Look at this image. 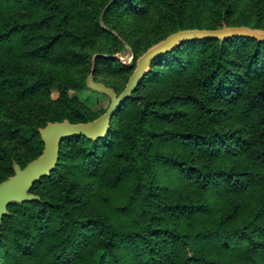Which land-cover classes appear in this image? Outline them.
<instances>
[{
    "label": "trees",
    "instance_id": "16d2710c",
    "mask_svg": "<svg viewBox=\"0 0 264 264\" xmlns=\"http://www.w3.org/2000/svg\"><path fill=\"white\" fill-rule=\"evenodd\" d=\"M164 2L0 0V52L70 67L98 54L95 79L106 67L108 72H120L125 83L141 46L147 49L178 29L214 28L197 20L187 22L191 0H179L173 30L165 32L157 23L153 30L158 36L147 43L141 23L154 14H167ZM237 3L221 0L217 10L223 15L217 26L234 24L231 14ZM76 8L90 23L72 21ZM17 10L31 18L17 17ZM111 16L127 21L129 32L112 24ZM240 24L260 27L254 22ZM129 47L132 63L109 56L128 53ZM86 78L82 75L76 86L101 93L89 88ZM103 82L119 93L117 83ZM167 82L173 85L170 91L153 93V85ZM52 88L60 91L59 99L47 96ZM34 96L54 104L49 121L86 122L97 117L53 74L0 56V102ZM41 125L10 130L19 140L39 145L38 154L25 163L3 143L5 133L0 131V157L11 170L0 174V181L14 173V160L25 166L40 155ZM115 139L119 147L110 157ZM64 167L75 176L115 188L126 186L118 210L129 215V221L120 223L106 212L79 211L76 202L81 199L71 186L57 199L37 192L40 185L63 177ZM161 174L178 177L196 193L222 197L220 210L199 196L165 200L161 192L169 187ZM31 192L40 199L8 204L1 225L0 264H264V40L242 35L194 38L157 55L114 112L107 134L98 139L63 138L56 167L36 181ZM251 192L256 206L242 216L241 202L231 195ZM21 257L27 262L10 261Z\"/></svg>",
    "mask_w": 264,
    "mask_h": 264
},
{
    "label": "rangeland",
    "instance_id": "374dc122",
    "mask_svg": "<svg viewBox=\"0 0 264 264\" xmlns=\"http://www.w3.org/2000/svg\"><path fill=\"white\" fill-rule=\"evenodd\" d=\"M72 3V0H66ZM179 0H165V6L168 8L167 14L161 16L159 14H154L146 21L141 23L142 29H144V35L142 34V39L148 42H153L158 35H156L155 29L157 23L164 25L165 32H170L173 30L174 25L177 21V13L175 10V3ZM73 4V3H72ZM197 7H194V6ZM221 0H191L189 6L193 7L191 14L185 18L187 22L199 21L200 24H211L214 28H219L216 24L217 18L223 15L222 11L217 9L220 8ZM87 7L88 6H83ZM79 8L73 10L72 21L78 24L90 23V19L84 17L80 12ZM37 12V11H36ZM14 15L20 18H31L30 15L25 14L22 10H17ZM111 23L115 24L118 29L124 31V33L129 32L130 27L127 25V21L118 20L111 16ZM231 20L234 24L229 23L228 25H241L242 21L246 23H258L260 27L264 26V0H238L236 4V10L231 14ZM102 24H104L103 19H101ZM147 28V30L145 29ZM212 28V27H210ZM174 32V31H172ZM171 32V33H172ZM170 34V33H169ZM156 43V42H154ZM152 43V44H154ZM144 46L138 50L137 58L143 54L146 49ZM151 46V45H150ZM127 54V51L125 52ZM125 53H121L126 55ZM93 55L86 59L85 63L78 64L77 66H66L64 64H52L44 59L40 58H20L12 54L9 55L8 52H0V56L8 58L15 63H19L26 69H35L43 74H53V76L62 82H65L69 86V92L72 96L76 97L81 103L86 105L91 114L94 116H100L106 111L110 105V98L107 95L101 93L92 92L86 86H76L77 80L81 78L82 75H89L92 70L93 65ZM135 60V63L137 61ZM134 60V57L130 61ZM9 69L13 67L9 66ZM135 69V68H134ZM106 67H101L97 74L98 80H110L111 82L117 83L119 86V93L125 88L126 83H124V77L120 72H108ZM117 73V74H116ZM130 77V75H129ZM128 81V80H127ZM186 85L185 81L181 82ZM182 85V86H183ZM173 87L171 82H167L163 85L155 84L151 87L153 93H160L162 95L166 94ZM184 87V86H183ZM47 96L52 100H57L60 97V91L57 88H52L50 92H47ZM53 103L48 102L46 99H41L39 97H27L25 100L16 99L11 101L1 100L0 102V131L4 132L2 139L3 143L12 149L17 158L21 163L34 155L38 154L40 151L39 145H32L31 143H26L19 140L15 134L10 132L15 126L21 125H41L49 121V118L53 116L54 107ZM62 108L67 107L61 105ZM96 118V117H95ZM94 118V119H95ZM41 125V126H43ZM115 145L110 149V157L113 156L114 152L119 147V141L115 139ZM43 150V149H42ZM42 153V152H41ZM40 153V154H41ZM10 168L4 163V160L0 157V174L10 172ZM65 173L64 176H58L57 180L46 182L45 185H40L37 192L42 193L45 196L53 197V199L59 198L61 193L66 187L71 186L74 191V195L79 194L80 201L76 202L79 211L83 213L96 214L99 212H106L110 214L111 218L120 223L128 222L129 215L118 210V206L126 197V186H120L119 188L112 187L111 185L101 183L98 180H92L89 177L82 178V176H75L71 174L70 170L66 167L62 168ZM160 178L162 182L169 188L166 191L161 192L162 197L165 200H176L181 197L185 198H197L199 196L205 201L212 202V206L219 209L223 204V198L218 197L216 194L211 192H203L202 194L196 193L193 188L184 183L178 181L176 176H168L166 174H161ZM93 184L92 187L88 185ZM231 197L238 198L241 202L240 215H244L246 211L256 206L257 199L254 193H247L245 195H235L232 194ZM224 206V205H223ZM133 217V216H131ZM54 219L51 223H54ZM25 224V222H24ZM8 236L11 232L9 223H7ZM11 262H24L27 260L23 257L16 260H10Z\"/></svg>",
    "mask_w": 264,
    "mask_h": 264
},
{
    "label": "water",
    "instance_id": "95a60500",
    "mask_svg": "<svg viewBox=\"0 0 264 264\" xmlns=\"http://www.w3.org/2000/svg\"><path fill=\"white\" fill-rule=\"evenodd\" d=\"M102 17L103 15H101V19ZM236 35L264 40V28L250 25L224 24L219 28L194 27L178 29L149 46L137 58L135 69L131 73L125 88L120 93H117L113 87L103 81L95 79V60L98 55L95 54L93 56L91 73L86 78L87 86L106 94L111 100L109 107L100 116L90 121L72 122L70 119L65 118L63 120L49 121L46 125L39 127V132L44 142L42 153L29 161L25 166L20 165L14 160V173L0 181V236L3 216L9 213V203L40 199L39 195L31 192V188L36 181L40 180L43 176L49 175L56 167L59 159L61 140L75 135H85L93 139L105 136L110 128V121L114 112L124 100L131 96L140 79L149 71L153 58L189 39L204 37L225 38ZM109 56L118 58L124 63H129L133 58V51L129 47L126 55L113 54Z\"/></svg>",
    "mask_w": 264,
    "mask_h": 264
}]
</instances>
